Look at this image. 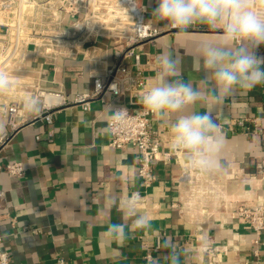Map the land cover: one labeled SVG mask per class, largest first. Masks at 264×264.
<instances>
[{
  "label": "crops",
  "instance_id": "crops-1",
  "mask_svg": "<svg viewBox=\"0 0 264 264\" xmlns=\"http://www.w3.org/2000/svg\"><path fill=\"white\" fill-rule=\"evenodd\" d=\"M141 2L147 6V20L162 31L141 46L147 87L157 73L158 57L171 53L179 61V78L211 89L198 47L201 41L217 40L218 33L194 24L181 34L151 16L156 0ZM58 7H29L28 19L54 23L51 15L59 13ZM17 11L0 10V42ZM80 16L63 13L62 28H72ZM121 48L102 34L89 40L82 34L74 47L52 55L43 48L37 53L31 44L19 68L9 72L16 82L0 93V133L11 131L6 111L13 102L18 104V126L0 147V164L20 161L26 167L20 177L0 170V186L6 191L0 202V248L11 255L9 264H56L57 258L65 264H174L176 255L180 264H264V231L257 243L255 231L236 214L242 205L264 203V171L256 168L264 162V85L238 92L217 107L224 145L219 168L209 173L185 175L181 155L170 147L169 122L152 114L150 127L161 139L163 153L153 162L157 180L146 189L138 175L137 148L110 144L111 109L128 103L129 96L105 94L91 99L89 108L76 101L94 90V68L112 66ZM42 88L57 96L39 98L42 110L28 113L25 96L36 97ZM44 102L56 104L53 123L40 116ZM197 110L204 108L198 105ZM240 118L246 119L245 127L235 125ZM165 153H170L167 159ZM138 193L141 198L130 204ZM137 216L151 227L139 229ZM113 223L123 226L117 239L107 232Z\"/></svg>",
  "mask_w": 264,
  "mask_h": 264
},
{
  "label": "clouds",
  "instance_id": "clouds-1",
  "mask_svg": "<svg viewBox=\"0 0 264 264\" xmlns=\"http://www.w3.org/2000/svg\"><path fill=\"white\" fill-rule=\"evenodd\" d=\"M130 3L133 11L141 6V0ZM151 16L170 23L181 34L194 24L206 25L218 33L217 40L201 41L198 47L204 79L210 80L211 89L201 90L179 78V61L165 53L158 57L153 83L139 97L145 110L169 122L170 147L181 155L185 175L212 172L220 166L224 145L221 125L215 118L217 107L238 92L264 85V55L260 54L264 47V11L255 9L251 0H156ZM11 87L10 77L0 72V93ZM198 105L204 111L197 110ZM23 106L30 114L42 110L41 100L31 95L25 96ZM111 111L110 118L117 126L126 120L125 107H112ZM170 117L174 118L168 120ZM138 198L139 193L130 197L129 203ZM135 223L139 229L151 227L143 216H137ZM107 232L117 239L123 226L113 223ZM174 264H180L179 255Z\"/></svg>",
  "mask_w": 264,
  "mask_h": 264
},
{
  "label": "built area",
  "instance_id": "built-area-1",
  "mask_svg": "<svg viewBox=\"0 0 264 264\" xmlns=\"http://www.w3.org/2000/svg\"><path fill=\"white\" fill-rule=\"evenodd\" d=\"M137 2L139 3V0ZM57 3L59 7L56 9L59 10V13L52 12L51 15L54 16V23L48 22L46 19L42 21L28 19L27 9L29 7L36 10L40 4V9L43 11V9H53ZM44 4L46 6H43ZM251 4L255 9L264 11V0H251ZM13 7L18 8L17 20L10 26L0 42V72L6 73L12 82H16V78L11 77L9 72L19 68L18 66L25 58L24 50L31 44L36 48L37 53H41V48H43L46 54L52 55L57 52L63 53L65 50L74 47L78 36L82 34H84L85 40H89L94 35L102 34L122 46L112 66H106L101 70L99 67L94 68V90L91 93L81 94L76 101L83 102L85 108H89L91 99L97 97L103 99L105 94H111L115 98L129 96L128 103H117L115 106L127 109L126 120L119 126L111 118L109 120V130L112 136L110 144L119 149L128 145L135 146L139 155L138 175L146 189L152 186L157 180L153 162L159 160L163 152L161 139L155 136V132L150 127L152 113L145 110L139 103V97L147 87V64L143 61L141 46L147 41H153L162 31L154 28L147 20L146 4L141 2L140 8L133 11L130 0H0V10L10 11ZM62 12L69 13L73 17L80 14L82 16L72 22V28L63 29L61 24ZM46 15L47 13L44 14L45 18H47ZM79 25L82 26L77 28ZM98 84L99 88L97 87ZM56 94V92L43 88L36 90V97L42 98L44 101L47 96H57ZM55 107L56 104L54 103L44 102V113L40 116L46 122L53 123V109ZM17 110L18 104L13 102L6 111L9 116L11 131L0 133V147L5 144L11 132L18 126L14 119ZM236 124L245 127L246 119L240 118ZM256 126V131L262 133L261 126L257 124ZM52 134L49 133L50 136ZM169 155L170 153H165V159ZM256 168L264 171V162H259ZM1 169H4L12 177H20L26 174V167L20 161L0 164ZM197 174L199 173L192 175ZM5 199L6 191L0 186V202ZM236 214L243 219L249 228L255 231L257 235L255 241L258 243L264 231V203L254 206L242 205L237 209ZM10 262L11 255L9 252L0 248V264H9ZM56 264H65V260L57 258Z\"/></svg>",
  "mask_w": 264,
  "mask_h": 264
},
{
  "label": "bare ground",
  "instance_id": "bare-ground-1",
  "mask_svg": "<svg viewBox=\"0 0 264 264\" xmlns=\"http://www.w3.org/2000/svg\"><path fill=\"white\" fill-rule=\"evenodd\" d=\"M51 98V96H47V99L49 100Z\"/></svg>",
  "mask_w": 264,
  "mask_h": 264
}]
</instances>
